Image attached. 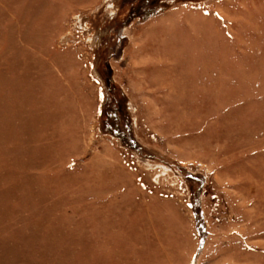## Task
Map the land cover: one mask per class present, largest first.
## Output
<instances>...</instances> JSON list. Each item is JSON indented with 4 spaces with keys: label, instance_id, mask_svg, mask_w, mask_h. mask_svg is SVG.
<instances>
[{
    "label": "rangeland",
    "instance_id": "374dc122",
    "mask_svg": "<svg viewBox=\"0 0 264 264\" xmlns=\"http://www.w3.org/2000/svg\"><path fill=\"white\" fill-rule=\"evenodd\" d=\"M0 264H264V0H0Z\"/></svg>",
    "mask_w": 264,
    "mask_h": 264
},
{
    "label": "water",
    "instance_id": "95a60500",
    "mask_svg": "<svg viewBox=\"0 0 264 264\" xmlns=\"http://www.w3.org/2000/svg\"><path fill=\"white\" fill-rule=\"evenodd\" d=\"M150 14H153L154 13V11H151V12H149Z\"/></svg>",
    "mask_w": 264,
    "mask_h": 264
}]
</instances>
